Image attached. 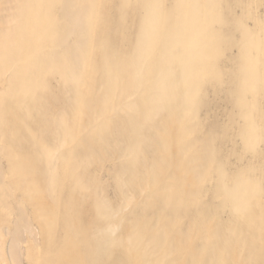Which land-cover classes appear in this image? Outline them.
Instances as JSON below:
<instances>
[{
    "label": "rangeland",
    "instance_id": "rangeland-1",
    "mask_svg": "<svg viewBox=\"0 0 264 264\" xmlns=\"http://www.w3.org/2000/svg\"><path fill=\"white\" fill-rule=\"evenodd\" d=\"M0 264H264V0H0Z\"/></svg>",
    "mask_w": 264,
    "mask_h": 264
},
{
    "label": "bare ground",
    "instance_id": "bare-ground-1",
    "mask_svg": "<svg viewBox=\"0 0 264 264\" xmlns=\"http://www.w3.org/2000/svg\"><path fill=\"white\" fill-rule=\"evenodd\" d=\"M69 1H70V0H69ZM63 2H64V1H63ZM68 3H69V2H68ZM68 3H67V4H68ZM67 8H68V6H67ZM77 12H78V11H76V13H77ZM72 13H73L74 15L76 14V13H74L73 11H72ZM72 13H71V14H72ZM73 14H72V16H73ZM76 15H77V14H76ZM76 15H75V16H76ZM75 16L73 17V19L76 20V21H74V22H77V23H78L79 20H77V16H76V17H75ZM75 18H76V19H75ZM78 18H79V15H78ZM79 23H80V22H79ZM74 24H75V23H74Z\"/></svg>",
    "mask_w": 264,
    "mask_h": 264
}]
</instances>
